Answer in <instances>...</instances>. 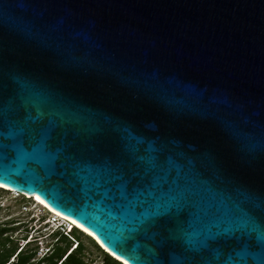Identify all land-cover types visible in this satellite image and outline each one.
I'll list each match as a JSON object with an SVG mask.
<instances>
[{
	"label": "water",
	"instance_id": "95a60500",
	"mask_svg": "<svg viewBox=\"0 0 264 264\" xmlns=\"http://www.w3.org/2000/svg\"><path fill=\"white\" fill-rule=\"evenodd\" d=\"M0 184L127 264H264V0H0Z\"/></svg>",
	"mask_w": 264,
	"mask_h": 264
},
{
	"label": "trees",
	"instance_id": "16d2710c",
	"mask_svg": "<svg viewBox=\"0 0 264 264\" xmlns=\"http://www.w3.org/2000/svg\"><path fill=\"white\" fill-rule=\"evenodd\" d=\"M1 189L5 190V188ZM74 226V224H71L70 228L72 229ZM6 229L7 227L0 230V264L7 262L15 254L18 247L17 242L13 238L4 234ZM83 234L87 235L94 245L104 253L101 264H125L106 251L93 237L78 227H74L70 232H65L61 229L54 231L52 233L54 238L52 240V251L43 258L36 261L33 260L37 245L28 246L30 243L28 242L16 253L15 259L9 264H88L86 245L82 239ZM73 242H76V246L69 251Z\"/></svg>",
	"mask_w": 264,
	"mask_h": 264
},
{
	"label": "rangeland",
	"instance_id": "374dc122",
	"mask_svg": "<svg viewBox=\"0 0 264 264\" xmlns=\"http://www.w3.org/2000/svg\"><path fill=\"white\" fill-rule=\"evenodd\" d=\"M47 216L51 215L40 203L34 200L33 197H26L23 194L0 188V222L13 219L18 221L21 220V223H25L28 225L35 223L37 226H40V224H46V219L44 218H47ZM42 219L44 220L41 221ZM56 219V221L50 223L48 226L42 229L43 235L37 240L43 241V244L52 242V240L54 239L51 235L52 230L60 223L67 224L64 219H60L57 217ZM40 221L41 223H39ZM24 234H26L24 229L14 232L15 236H21V238L24 236ZM31 234L33 236H38L37 232L31 230L27 238L31 237ZM82 239L86 245V258L88 260V264H101L103 262L104 253L94 245V243L87 235L83 234ZM18 245H24V240L20 239Z\"/></svg>",
	"mask_w": 264,
	"mask_h": 264
},
{
	"label": "snow or ice",
	"instance_id": "6c2138e0",
	"mask_svg": "<svg viewBox=\"0 0 264 264\" xmlns=\"http://www.w3.org/2000/svg\"><path fill=\"white\" fill-rule=\"evenodd\" d=\"M86 183H92L96 189L94 194L100 195L102 198H107L111 189L104 187V184L110 183V181H103L102 179L97 180L96 177H86ZM163 177H153L151 179L145 178L143 183L145 187L142 189H133L132 193H128L127 191L121 192V196L127 197L132 194L135 195L136 199L139 200L141 196L145 197V202L151 200L153 204L157 208L165 206L172 201L176 200H189L195 196V193H190L187 189L179 190L178 180H174L172 182L173 186L177 189L173 191L172 187H166V183H161ZM39 199V197H37ZM257 240L261 245H264V234L258 235ZM127 264V261H125Z\"/></svg>",
	"mask_w": 264,
	"mask_h": 264
},
{
	"label": "flooded vegetation",
	"instance_id": "af4514ba",
	"mask_svg": "<svg viewBox=\"0 0 264 264\" xmlns=\"http://www.w3.org/2000/svg\"><path fill=\"white\" fill-rule=\"evenodd\" d=\"M44 219H46V217ZM44 219H42L41 221H43ZM33 220H35V219H33ZM41 221L39 223H41ZM21 222H22L21 220L18 221V220H13V219H9V220H6L4 222H0V230L2 228H6L7 227V229L4 231V234H6V235L10 236L11 238H13V240L16 241L17 244H19V240L20 239H23V240L26 239L29 236L31 230L37 232L38 236L37 235L33 236L31 234L32 240L30 241L28 246H34L37 243L36 239H38L39 237H41L43 235V230L42 229L49 225V223H46L44 225L40 224V226H37L35 223H34L35 225L34 224L28 225V224L21 223ZM33 225H34V227H33ZM22 229H24V231L26 232V234H24V236L22 238H21V236H15L14 235V232L20 231ZM52 233H53V231H52ZM23 247L24 246L18 245L17 250L21 249Z\"/></svg>",
	"mask_w": 264,
	"mask_h": 264
},
{
	"label": "built area",
	"instance_id": "2783aa9c",
	"mask_svg": "<svg viewBox=\"0 0 264 264\" xmlns=\"http://www.w3.org/2000/svg\"><path fill=\"white\" fill-rule=\"evenodd\" d=\"M14 192H15V193H18V192H16V191H14ZM50 215H51V216H47V218H46V220H45L46 223H49V224L57 220L56 218H54V217H57L55 214H50ZM57 218H58V217H57ZM54 219H56V220H54ZM70 225H71V224H69L68 222H67V226H65V224L60 223V224H59L58 226H56L52 231L54 232V231H56V230H58V229H61V230H64L65 232H70V231L73 229V228H72V229L69 228ZM31 240H32V236H31L30 238H26V239H24V245L27 244L28 242H30ZM36 240H37V239H36ZM36 242H37V243H36V245H37V249H36L35 257L33 258L34 261L43 258L46 254H48L49 252L52 251V242H49V243H46V244H43V241H41V240H37ZM24 245H21V246H24ZM75 246H76V242L73 243V245L70 247L69 251H70L71 249H73ZM19 250H20V249H18L17 252H18ZM69 251H68V252H69ZM17 252H16V253H17ZM16 253H15L13 256H11L10 259H9L7 262H5L4 264H9L10 262H12V261L15 259V257H16ZM59 263H60V262H59Z\"/></svg>",
	"mask_w": 264,
	"mask_h": 264
},
{
	"label": "bare ground",
	"instance_id": "6f19581e",
	"mask_svg": "<svg viewBox=\"0 0 264 264\" xmlns=\"http://www.w3.org/2000/svg\"><path fill=\"white\" fill-rule=\"evenodd\" d=\"M0 186H3L2 184H0ZM6 187V186H5ZM28 197H33L35 198L34 200H36L38 203L40 204H43L44 206H46V208L48 207L50 210H52L54 212V214L58 217L59 216H63V217H66V218H69L71 220V222L74 224V225H78L80 226L81 228H83L84 230H86L87 232L91 233L92 235H94L88 228L84 227L82 224H80L79 222H77L75 219H73L72 217H69V216H66L60 212H58L57 210L53 209L52 207H50L42 198H40L38 195H30L28 194L27 195ZM37 197H39V199H37ZM56 218V217H54ZM59 218V217H58ZM56 220V219H54ZM95 236V235H94ZM120 258V257H119ZM122 259V258H120Z\"/></svg>",
	"mask_w": 264,
	"mask_h": 264
},
{
	"label": "clouds",
	"instance_id": "9594fccd",
	"mask_svg": "<svg viewBox=\"0 0 264 264\" xmlns=\"http://www.w3.org/2000/svg\"><path fill=\"white\" fill-rule=\"evenodd\" d=\"M0 188H1V187H0ZM26 197H28V196H26ZM41 205H42V206L48 211L49 214H54V212H53L52 210H51L52 212H49L50 209H49L48 207L46 208V206H44L43 204H41ZM48 209H49V210H48ZM58 217L60 218L59 215H58ZM66 223H67V222H66ZM62 224H65V223H62ZM65 226H67V224H65ZM73 228H74V227H73ZM89 235H90V234H89ZM90 236H91V235H90ZM91 237H92V236H91ZM93 237H94V236H93ZM94 239L96 240L95 237H94ZM96 241H97V240H96ZM97 242H98V241H97ZM98 243H99V242H98ZM99 244H100V243H99ZM100 245H101V244H100ZM104 249H105V248H104Z\"/></svg>",
	"mask_w": 264,
	"mask_h": 264
}]
</instances>
